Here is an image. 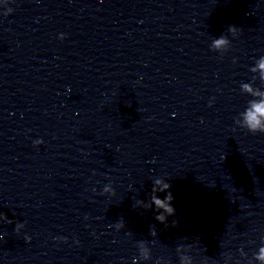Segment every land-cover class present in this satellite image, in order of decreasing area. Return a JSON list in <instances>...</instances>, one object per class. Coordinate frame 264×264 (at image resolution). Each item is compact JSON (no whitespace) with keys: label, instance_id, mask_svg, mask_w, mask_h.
Listing matches in <instances>:
<instances>
[{"label":"clouds","instance_id":"obj_1","mask_svg":"<svg viewBox=\"0 0 264 264\" xmlns=\"http://www.w3.org/2000/svg\"><path fill=\"white\" fill-rule=\"evenodd\" d=\"M236 27L235 26H230L229 30L233 31L235 30ZM225 41L223 39L217 40L215 43L217 45L223 44ZM261 68H264V64H261ZM254 113L253 112H249L248 113V120L250 122V128L249 130L252 133H264V128H261L259 126V120L256 114H261L264 115V104L262 105H254ZM159 183V182H158ZM168 187H170L169 185L165 184V189H167ZM164 189H161V191H163ZM153 191H157L156 188L153 189ZM171 193L169 192L167 194V196H165V198L162 200L160 198H158L157 196H153V204L156 206L157 209H163L165 212H167L169 215H172L174 213V208L171 206ZM167 201V203L165 202ZM158 220H160V222H163L164 217L163 214L160 213L157 215L156 217Z\"/></svg>","mask_w":264,"mask_h":264}]
</instances>
